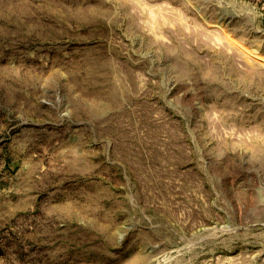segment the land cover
<instances>
[{"label":"rangeland","instance_id":"1","mask_svg":"<svg viewBox=\"0 0 264 264\" xmlns=\"http://www.w3.org/2000/svg\"><path fill=\"white\" fill-rule=\"evenodd\" d=\"M0 264H264V0H0Z\"/></svg>","mask_w":264,"mask_h":264}]
</instances>
